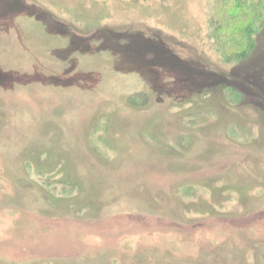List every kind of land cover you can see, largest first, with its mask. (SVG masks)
Here are the masks:
<instances>
[{
  "label": "rangeland",
  "instance_id": "374dc122",
  "mask_svg": "<svg viewBox=\"0 0 264 264\" xmlns=\"http://www.w3.org/2000/svg\"><path fill=\"white\" fill-rule=\"evenodd\" d=\"M208 2L0 0V264H264V33Z\"/></svg>",
  "mask_w": 264,
  "mask_h": 264
},
{
  "label": "trees",
  "instance_id": "16d2710c",
  "mask_svg": "<svg viewBox=\"0 0 264 264\" xmlns=\"http://www.w3.org/2000/svg\"><path fill=\"white\" fill-rule=\"evenodd\" d=\"M206 27L224 63L244 61L264 33V0H209Z\"/></svg>",
  "mask_w": 264,
  "mask_h": 264
},
{
  "label": "crops",
  "instance_id": "0c3cea01",
  "mask_svg": "<svg viewBox=\"0 0 264 264\" xmlns=\"http://www.w3.org/2000/svg\"><path fill=\"white\" fill-rule=\"evenodd\" d=\"M32 4H33V6H35V5H36V6H39V5H40V4H39V3H37L36 1H35V2H33ZM36 6H35V7H36Z\"/></svg>",
  "mask_w": 264,
  "mask_h": 264
}]
</instances>
